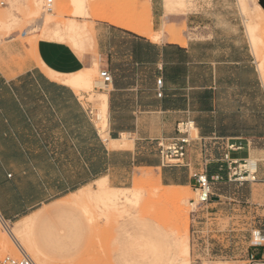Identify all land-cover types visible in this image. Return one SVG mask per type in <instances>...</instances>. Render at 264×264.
Listing matches in <instances>:
<instances>
[{
	"label": "crops",
	"instance_id": "crops-1",
	"mask_svg": "<svg viewBox=\"0 0 264 264\" xmlns=\"http://www.w3.org/2000/svg\"><path fill=\"white\" fill-rule=\"evenodd\" d=\"M219 2L199 3L196 12L177 20L197 30V38L184 37L183 43L166 34L153 41L109 21L95 23L90 51L76 41L87 33L68 31L39 39L32 51L26 31L20 39L0 41V216L26 232L28 224L31 243L42 258L46 255L33 235L42 207L56 202L57 208H67L68 196L101 178L124 185L115 172L128 176L135 169L162 168L163 186L193 189L194 174L222 179L225 156L238 163L249 159L252 148L264 145L260 63L239 14L224 11L230 6ZM149 3L152 31L158 33L167 6L158 0ZM65 38L74 50L54 41ZM83 70L111 76L93 95L95 103L106 98L104 133L95 124L97 110L88 112L78 98L81 92L66 83ZM180 124L192 126L196 136L189 130L181 166L163 167L154 141L177 136ZM181 173L188 174L183 181L177 178ZM255 178L264 182V167L258 164ZM255 250L247 256L264 254Z\"/></svg>",
	"mask_w": 264,
	"mask_h": 264
},
{
	"label": "rangeland",
	"instance_id": "rangeland-1",
	"mask_svg": "<svg viewBox=\"0 0 264 264\" xmlns=\"http://www.w3.org/2000/svg\"><path fill=\"white\" fill-rule=\"evenodd\" d=\"M70 1L64 0L65 4ZM84 2L85 15L76 18L72 8L59 12L61 4L57 0H53V12L42 8V0H0V41L12 36L20 39L21 33L26 31L25 42L32 51L37 40H50L69 31L87 33L76 41L82 40V47L90 51L97 22L109 24L108 21L115 19L128 23L134 20L139 25L147 22L152 27L153 17L148 18L145 12L149 0ZM158 2L167 6L164 15L166 13L169 19L157 41H161L164 34L170 41H173L170 35L179 34L182 39L179 43L185 42L184 37L197 38L194 24L186 27L185 22L177 20L196 12L199 3L209 5L211 0ZM257 3V0H220L217 4L230 6L224 11L238 13L247 26L264 85V25L255 11H260L264 20V10ZM44 19L46 25L40 28ZM137 34L152 40L151 36ZM59 40L54 41L67 44L72 50L76 48L67 38ZM97 60L95 55L93 63ZM35 61L38 66L42 64L36 55ZM93 74L99 82V70ZM96 89L91 85L75 89L81 92L78 98L88 112L97 110L98 105L102 112L105 111L104 96L99 97L98 103L94 101ZM101 129H105V122ZM190 134L192 138L196 136L193 130ZM255 147L247 160L264 167V151L261 152L264 145ZM154 153L151 156L157 158ZM242 165L243 162H238L224 169L222 179L211 185L214 199L204 205L198 204L200 191L196 186L193 189L163 186L160 180L162 168L135 169L128 176L115 172L119 183L124 185L116 187L107 182L105 190L100 191L96 183L91 184L68 196L65 199L67 208H57V203L53 202L39 210L33 235L45 253V259L29 249L26 230L12 225L15 221L3 223L0 220V255L19 257V244L33 264H170L171 261L173 264H249L247 254L250 249H256L258 253L261 250L253 246L260 242L256 234L261 237L264 228V182L239 181ZM187 177V173L177 176L179 181ZM3 225H8L13 235Z\"/></svg>",
	"mask_w": 264,
	"mask_h": 264
},
{
	"label": "built area",
	"instance_id": "built-area-1",
	"mask_svg": "<svg viewBox=\"0 0 264 264\" xmlns=\"http://www.w3.org/2000/svg\"><path fill=\"white\" fill-rule=\"evenodd\" d=\"M54 3L53 0H42V8L45 11L50 12L52 10ZM99 80L104 84L107 85L111 82V76L107 71H99L98 74ZM157 85V97H161V85L162 81L158 79L156 81ZM189 130H191V126L188 124H180L177 127V136L165 139L155 140V146L157 148V152L160 158L161 165L163 167H178L182 165V162L187 154L188 144L190 143L189 138ZM244 165H242V170L239 172V181H250L257 182L255 178V170L250 172L246 169V160L241 161ZM237 162H233L229 160L226 156L224 158V164L229 169L230 166L236 165ZM193 179L195 181L196 187L200 191V195L198 198V204L204 205L208 204L212 200V193H211V185L213 182H217L221 180L219 175L214 177L208 178L205 173H196L193 175ZM0 220L4 223L5 220L0 216ZM260 242L255 244L253 247H258L264 250V230L261 232ZM19 257L15 258L10 255H0V264H32V260L24 251H19ZM248 263L249 264H264V254L257 258L254 253H250L248 256Z\"/></svg>",
	"mask_w": 264,
	"mask_h": 264
},
{
	"label": "bare ground",
	"instance_id": "bare-ground-1",
	"mask_svg": "<svg viewBox=\"0 0 264 264\" xmlns=\"http://www.w3.org/2000/svg\"><path fill=\"white\" fill-rule=\"evenodd\" d=\"M147 4H148V6L145 9L146 15H147L148 18H152L153 17V13H152V10H151L150 3H147ZM54 7H55V4L52 7V10H51L52 12L54 10ZM70 8L73 9V15L74 16L83 17L85 15V9H86V7H85L84 0H71L70 1V4H62V5H60V7L58 8V10H59V12L63 13V12H66L67 10H69ZM54 16L55 15H52V17H54ZM167 19H169V17L164 16L163 21H162V24H161V27H160V32L153 33V34H151L152 27H150L147 24V22L144 23L143 25H139L138 22L137 21H134V20L133 21H130L128 23H124L122 21H118V20L112 19L109 22H111L112 24H116V25H119V26H123L124 28H126L128 30H131V31H133L135 33H140L142 35L151 36L153 41H157L160 38V33H162L165 30L166 20ZM45 21H46L45 19L42 21V23L40 24V28H43L46 25ZM170 36H171L170 37L171 40H173V41H176V42H181L182 41L181 36L179 34H172ZM93 73H94V70H83L82 72H80L76 76L68 79L66 81V83L69 84L72 88L77 89V90L80 89V88H83V87L90 86V85L91 86H94L95 88L102 89L103 86H104V84L101 81L98 82L97 80H95L94 77H93L94 76ZM50 76L51 77H54L55 75L54 74H50ZM104 88H105V86H104ZM105 100H106V98H105ZM105 107H106V104H105ZM104 122H105V114H104V112H102L101 108L99 107V108H97V111L95 113V124H97V126H98V128H99V130H100L101 133H104L106 131V125H105V129L104 130L101 129V125ZM191 129H193L195 131V129L192 126H191ZM103 138L105 139L106 136H104ZM246 162L248 163L246 165V168H248L250 171H253L254 170V167L256 166V162L250 163L249 160H246ZM107 182L108 181H107L106 178H103V179L101 178L100 180H98L96 182L97 189L100 190V191L105 190V187L107 185ZM85 213H86V215L89 218H91L90 212L87 209H85ZM3 226H4L5 230L8 233H10L11 235H13L11 233L10 228H9L8 225L7 226L6 225H3ZM26 227L29 230L28 224L26 225ZM28 230H27V234H26L28 247H29V249L33 253H35L36 255L40 256V254L38 253V251L35 249V247L31 243V240H30V231H28ZM256 235H257L258 240H260V237L258 236V234H256ZM18 246H19V248H17V250L24 251L20 247L19 244H18ZM173 262L174 261H171L170 264H173ZM32 264H33V262H32Z\"/></svg>",
	"mask_w": 264,
	"mask_h": 264
},
{
	"label": "water",
	"instance_id": "water-1",
	"mask_svg": "<svg viewBox=\"0 0 264 264\" xmlns=\"http://www.w3.org/2000/svg\"><path fill=\"white\" fill-rule=\"evenodd\" d=\"M259 5L263 8L264 10V1L263 0H257Z\"/></svg>",
	"mask_w": 264,
	"mask_h": 264
}]
</instances>
